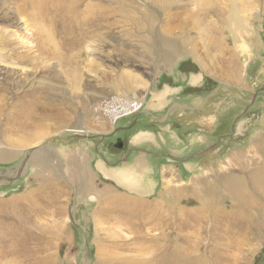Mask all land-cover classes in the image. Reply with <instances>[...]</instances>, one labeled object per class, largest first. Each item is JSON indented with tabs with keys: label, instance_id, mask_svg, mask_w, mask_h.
Segmentation results:
<instances>
[{
	"label": "rangeland",
	"instance_id": "rangeland-1",
	"mask_svg": "<svg viewBox=\"0 0 264 264\" xmlns=\"http://www.w3.org/2000/svg\"><path fill=\"white\" fill-rule=\"evenodd\" d=\"M31 1L0 0V264H264V149L251 150L264 138V94L254 131L238 126L236 137L186 151L187 137L172 138L152 148L161 157L149 156L154 170L142 174L88 171L104 203L77 188L67 155L85 147L112 164L136 134L121 123H157L151 97L168 87L192 94L197 74L219 93L214 111L231 102L218 83L241 96L264 87V0H221L220 13L203 0H91L100 20L84 40L61 1L35 0L46 10ZM134 96L142 109L114 124L105 101ZM227 110L224 123L239 112Z\"/></svg>",
	"mask_w": 264,
	"mask_h": 264
},
{
	"label": "crops",
	"instance_id": "crops-1",
	"mask_svg": "<svg viewBox=\"0 0 264 264\" xmlns=\"http://www.w3.org/2000/svg\"><path fill=\"white\" fill-rule=\"evenodd\" d=\"M201 77L202 76L200 74H197L196 77H189L188 79L189 81L187 82H189L190 85H196V87L193 89L194 92L192 94L186 93L182 88L179 89L178 87L176 88L168 87L166 88V90L158 91L156 97H151L152 105H150V107L153 106V109H154L153 112H157L158 113L157 116L159 115L162 116L159 119L154 120L157 123H149L148 121H144L143 123L141 122L140 123H121L122 126L124 127H127L126 125H128L125 131H134L136 134L132 137V140H130L129 144H124L122 142L123 146L117 147L119 151L118 153L116 152L115 153L117 154L116 156H119V157L115 156L116 158H114L113 155L115 153L111 149L105 148V155L109 157L112 156L114 158L112 160H109L110 163L112 164L107 165L103 163L105 164V167H101V165L103 164L99 163L100 160L97 161L94 158L92 152H90L89 154L85 147H83L82 149L79 148L78 150H75V152L69 151L67 155L71 159L70 164H72L73 166L71 167V169L72 171L75 170V172L77 173L75 177V181L77 182L74 181L77 185V188L79 189L83 188V193H89L90 196L94 195L93 197L94 199L96 197V200H92V201L99 203V204L101 202L104 203L106 201V198L104 200L101 199L104 192L102 194L100 188L97 189L96 187H94L95 186L94 181L97 182L98 178L94 176L93 178H91L89 175L88 178L91 181H89L88 183V180H86L87 178H85L86 176H88V171L89 172L90 170L93 171L95 175L99 177V179L104 178V177L113 179L112 176L117 171L116 169L119 168V166L121 165L124 166L122 167L121 170H124L129 173H135V174L141 173L142 174L144 172H149V170L151 169L154 170V169L149 168L148 164L150 163L148 161V157L149 156H154L156 158L161 157L159 156L160 153H155V151L152 148H156L160 146L164 147L165 145L168 146L170 145L169 141H172L171 140L172 138L173 140H176V143L182 144L184 140L186 139V137H187V143L189 141L191 142L189 144H185L183 148L182 146H180V149H183L182 151H186L187 149L190 150L195 147L198 148L201 144H205L204 146L206 148L202 146L205 149L211 148L212 143H209L207 141H209L213 137V135H216L217 137L218 135L222 134L225 131L226 126L228 125V123H224L225 120L228 118V117L226 118L227 105L225 109V106L223 105L224 102L220 101L215 104L216 106L215 111L212 110V107H208V104H211V100L213 96L214 95L216 96L219 93L213 92V90L207 91L208 89L206 88L204 89V87L202 88L200 86ZM219 84L220 83L217 84V88H216L217 90L221 89L225 91V89L228 88L229 90H231L232 93H235L234 90L230 88L231 86H228L226 84H220L219 86ZM256 88L258 87H255L252 90V92H254ZM258 91H260V93L258 94V96L260 97L262 94H264V87H262L261 89H258ZM208 97H211V98L208 99ZM257 101L258 99L256 100L255 103H253V107H250L251 111L252 110L256 111L255 104L257 103ZM258 103L262 104L263 106L262 108L264 110V100ZM236 104L239 110L241 109V107H243V104H238V103ZM166 108H168V110L165 111ZM219 112H221L220 119L217 116ZM191 113H193L191 117H195L194 121L185 120V119H184V122L179 121V119L187 117V115ZM235 115H233L232 118ZM172 116L173 118H176V120L178 121L175 122L171 120ZM256 117H257L256 115L253 117L248 116V118L244 117L245 118V120L243 119L244 123H241L239 125V127L242 126V130H244L243 132L250 131V130L254 131V129L257 127V123H255ZM246 122H249V123H246ZM172 127H175L173 128L175 130V132L173 133L171 132ZM239 127H237V129ZM189 130H192L193 132L190 133ZM104 140L105 138L103 139V141ZM263 144H264V138L260 139L258 142L255 141V143L253 144L254 147H252L251 150H254L257 148L259 149L257 153H261V150L264 149L262 146ZM119 145H121L120 142H119ZM246 145H249V143H247ZM96 149L97 147H94L93 151L95 155L98 156L99 158L98 150ZM165 156L166 158L168 156H171V152L166 153ZM194 156H197V154H195ZM118 158H120L118 160L119 162L117 161ZM92 160H95V161H92ZM114 162L117 164H115ZM197 165H200V164L199 163L198 164L187 163L186 165H184V169L187 171H192ZM261 170H264V169H259V171ZM262 184L263 185L261 186L264 187V182ZM102 187L110 188L112 190L115 188L111 184H105V183L102 184ZM85 189H88V191ZM110 189L108 190L111 191ZM108 204H112V201H108Z\"/></svg>",
	"mask_w": 264,
	"mask_h": 264
},
{
	"label": "bare ground",
	"instance_id": "bare-ground-1",
	"mask_svg": "<svg viewBox=\"0 0 264 264\" xmlns=\"http://www.w3.org/2000/svg\"><path fill=\"white\" fill-rule=\"evenodd\" d=\"M59 1H61L62 4L59 3L57 5V8H58L57 10L59 11L60 16H65L66 19L70 17L69 27L70 28H74V24L73 23H75V25L77 26V29L79 30V32L81 31L80 32V38H82V40H84V38H85L86 35H88V36L91 37L92 34H93V32H94V30H95V28H96V25H97V24L95 25V21H96L95 17L97 18L96 14L98 13V10L99 9L98 8H95L96 7L95 6L96 4H94V3L92 4L91 3V0H87L85 4H82V3H84L85 0H59ZM158 1L161 2V0H158ZM233 1L230 0L231 4H234ZM30 3L32 4V6H38L39 8H41V5L42 6H45L44 5V2L42 3L41 1L38 2V1H35L34 0V1H31ZM208 3L211 4L212 6H213V4L217 5L218 6V10L217 11H219V13H220V10L221 11L224 10V8H222V7H220L221 9L219 10V6H222L221 0H203V5L204 6L205 5H208ZM243 3H244V1H243ZM81 4H82V7L83 8L80 10V6H78V5H81ZM231 7L232 8H230V11H232L233 5ZM45 8H46V6L44 7L43 10H46ZM228 8H229V5H228ZM49 9H50V7H49ZM51 9L54 10L53 8H51ZM54 12H55V10H54ZM107 12H108V10H107ZM110 13H112V12H110ZM104 14H105V17H106V9H105V13ZM98 15H99V13H98ZM39 16H42V13H41V15L39 14ZM43 16H44V13H43ZM98 20H100V19H98ZM197 20H195V22H197ZM199 22L201 23V21H199ZM200 23H197V24L200 25ZM203 24H204V22H203ZM206 26H207L208 29H211V27H210L211 25H206ZM67 27L68 26H66V28ZM69 27H68V29H70ZM141 100H142V98H141ZM79 131H82V130L80 129ZM123 173L124 172H119L117 174V176L120 177ZM157 251L158 250L156 249L155 252H157ZM161 258H162V260L163 259L165 260L166 259V256H165V258L162 257V256H158L157 257V260L159 261ZM189 261H190L189 264H200L201 263V260L200 259H197V258H196L195 262H193V257L192 256L190 257Z\"/></svg>",
	"mask_w": 264,
	"mask_h": 264
},
{
	"label": "flooded vegetation",
	"instance_id": "flooded-vegetation-1",
	"mask_svg": "<svg viewBox=\"0 0 264 264\" xmlns=\"http://www.w3.org/2000/svg\"><path fill=\"white\" fill-rule=\"evenodd\" d=\"M225 90H226L228 97H230V99H231L230 100L231 102L228 101L227 104L238 103V104H243V107H241L239 112L231 119V121L226 126L225 131L222 134L218 135L219 138L217 136L218 139H226L229 137H236L237 136L236 135L237 134L236 129L241 124V123H239V121L241 122V119L245 120V118L248 116L253 117L256 115V111H254V110L251 111L250 107H253V103H255L256 100L259 98L258 94L260 93V91L255 90L254 92H252L246 96H241V95H238L236 93H232L231 90H229L228 88ZM209 98H211V97H208V99ZM244 99H245V101H244ZM244 120H242V121H244ZM122 146L123 145L121 143V147Z\"/></svg>",
	"mask_w": 264,
	"mask_h": 264
},
{
	"label": "built area",
	"instance_id": "built-area-1",
	"mask_svg": "<svg viewBox=\"0 0 264 264\" xmlns=\"http://www.w3.org/2000/svg\"><path fill=\"white\" fill-rule=\"evenodd\" d=\"M143 103V100L136 96L127 99L112 97L105 101L104 110L110 120L114 123L121 118L139 113L142 109Z\"/></svg>",
	"mask_w": 264,
	"mask_h": 264
}]
</instances>
